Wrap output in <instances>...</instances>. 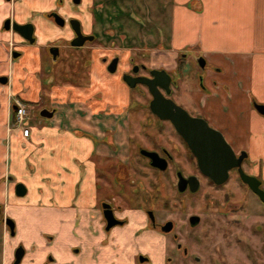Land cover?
<instances>
[{
	"label": "crops",
	"instance_id": "obj_1",
	"mask_svg": "<svg viewBox=\"0 0 264 264\" xmlns=\"http://www.w3.org/2000/svg\"><path fill=\"white\" fill-rule=\"evenodd\" d=\"M64 1L57 7V0H0V74L10 76V86L0 88L3 105L8 94L18 93L29 102L39 100L41 48L73 36L68 26L60 29L45 16L58 10L64 17L79 20L82 33L93 37L87 42L91 45L114 47V41L123 37L130 49H154L157 59L202 56L211 71L206 92L195 94L202 102L201 111L223 130L237 151L247 154L250 171L264 186V117L252 105H264V0H81L77 7ZM7 19L35 27L36 44L22 47L23 56L16 63L10 62L8 48L21 39L3 29ZM97 72L92 69L95 79ZM63 88L51 76L47 78L43 93L53 116L45 124L28 125L31 119L25 120L23 126L30 127L28 136L20 129L14 132L9 146L0 147V163L8 160L4 171L8 168L17 180L31 183V205L41 201L50 211L70 210L62 218L66 231L55 242L63 251L61 263L104 264L106 260L92 258L88 215L96 193L94 157L108 149L98 144L100 132L82 119ZM76 211L81 225L74 226ZM58 229L51 226L47 230L55 234ZM76 245L81 252L73 256L70 248Z\"/></svg>",
	"mask_w": 264,
	"mask_h": 264
},
{
	"label": "flooded vegetation",
	"instance_id": "obj_2",
	"mask_svg": "<svg viewBox=\"0 0 264 264\" xmlns=\"http://www.w3.org/2000/svg\"><path fill=\"white\" fill-rule=\"evenodd\" d=\"M73 1V5H77ZM57 2V7H61L63 0H57ZM54 14L63 20V25L55 22L58 17L55 18ZM45 16L52 19L60 29L68 26L73 36L69 40L59 39L56 43L41 48L40 61L42 68L39 70V80L42 82V94L38 101H25L18 93L14 96L8 94L5 105L0 100V147L2 148L9 146V137L17 130L20 129L22 132L24 128H27L29 134L30 127L23 126V122L30 119L36 108L39 110V115L42 110L46 109L52 112L53 116V109L45 103L43 93L45 91V81L50 76L53 81L57 76L65 80L66 48L79 50L88 42L80 47L70 45V41L75 38V33L70 26V20H77L74 17H64L58 10L46 13ZM7 20L10 21V24L16 23L10 19ZM6 21L3 23L4 30H6ZM26 24L31 23L27 22L19 25ZM31 25V41L24 39L22 34L16 33L11 28L6 30L18 35L21 39L9 45L8 55L11 63L18 62L23 56L22 47L36 44L35 27L33 24ZM28 32L27 30L22 31L23 35ZM82 35L84 34L82 33ZM84 36L89 37L88 35ZM47 55L50 56L51 62H46ZM182 56L184 57V55ZM114 58L108 61L106 70ZM105 61L106 58L103 57L102 62ZM118 64L119 59L117 60L115 72L110 74L116 73ZM150 70L152 69L142 63L131 64L129 72L121 75V81L126 85L122 80L124 74L131 77L151 78ZM198 70L199 73L196 78L198 87L201 91L206 92V73L211 71V67L208 68L205 62L204 69L201 70L198 67ZM167 73L171 77L170 92L166 94L163 89H159L162 95L182 107L190 117L203 119L211 129L218 132L225 139L238 155L241 150L237 151L223 130L212 123L203 112L185 109L183 105L176 102L172 96V90L175 88L176 82L173 75ZM3 80L5 81L3 82ZM7 86H10V76L0 74V88ZM139 87H144L148 92L147 87L139 83L135 84L133 88H128L137 89ZM18 105H23L26 109V115L21 123L18 122L16 116ZM149 113L154 118L156 125L151 127L152 130L150 131L142 130L149 129L146 127L139 129L140 133L149 137L150 145L136 142L134 145L137 155L135 160L121 161L111 157L113 154L96 156V193L92 210L88 215V224L93 237L92 258L106 260L104 264H201L204 256L192 252V242L199 240L195 238L194 230L201 224L202 217L198 214L189 213L184 217V220L178 221L172 215L163 217L159 213V209L164 212L175 210L184 213L185 198L194 196L203 186L210 188L222 187L231 177H235L248 192L257 199L258 197L241 182L237 168L228 171V177L222 184H215L199 170L197 158L191 152L188 142L177 132L171 122L159 119L150 110ZM44 119L48 120L50 118ZM197 140H200V138ZM143 151L154 153L153 161L144 156ZM138 162H142L148 170L156 175L158 181L155 185L149 181L147 183L148 188L146 182L141 179V174L139 175L135 170L133 173L130 172L129 168L133 167L135 169ZM152 162H155L157 166H152ZM183 164L190 165L192 167L191 172H186ZM3 165L8 167V160L4 164L0 163V264H64L60 261L63 257L61 246L55 245V242L59 237H63L66 231L62 227L65 225L62 223V218L70 215V210L67 211L65 207H58L56 211H50L47 205L41 201L31 205L29 201L32 195L29 186L17 180L14 175L7 171L8 168H5L4 171ZM102 167L106 169L103 170ZM241 168L247 175L258 179L250 171L248 157L242 161ZM166 178L169 179L168 182ZM169 184L171 189L174 190V196L172 197H168L163 191ZM261 188L264 190L262 184ZM171 201L173 202L172 205ZM260 203L264 206L261 201ZM73 220L74 226L81 225V217L77 211L73 214ZM51 226L59 227V231L55 234L49 233L47 229ZM69 231L72 235L77 236L71 229ZM182 232L188 237V243L182 238ZM80 252L79 245L70 248V253L73 256L80 254ZM222 262L225 264L224 259Z\"/></svg>",
	"mask_w": 264,
	"mask_h": 264
},
{
	"label": "rangeland",
	"instance_id": "obj_3",
	"mask_svg": "<svg viewBox=\"0 0 264 264\" xmlns=\"http://www.w3.org/2000/svg\"><path fill=\"white\" fill-rule=\"evenodd\" d=\"M69 3L74 6L72 0ZM95 43H87L82 50L66 48L65 80L57 76L55 82L67 89L72 107L82 113V119L88 120L87 123L100 132L98 144L108 149L101 154H113L111 157L115 159L131 161L137 156L134 148L136 142L150 145L149 137L140 133L139 129L146 127L149 129L142 130L150 131L156 125L148 109L151 97L144 87L129 89L121 81V75L129 72L131 64L142 63L150 69H164L172 74L176 82L172 96L176 102L185 109L202 112V102L200 98H195V94L203 93L196 80L199 73L196 54H186V57L178 55L176 59L164 55L165 58L157 59L154 49H130L123 37L114 41V47ZM103 57L106 58L105 62H102ZM114 57L119 59V64L116 73L110 74L106 65ZM46 60L51 62L49 55ZM96 62L98 65L94 66ZM92 69H97V79ZM206 74L207 78L208 72ZM44 97L47 99V95L44 94ZM91 111L94 112L93 117L86 119L85 116ZM30 119L28 125L38 121L45 124L48 121L40 117L38 108L32 112ZM183 166L186 172H191L190 165ZM129 169L131 173L135 170L141 174L147 186L149 181L153 185L158 181L156 175L142 162L136 163L135 169ZM163 191L168 197L174 196L170 184ZM183 206L184 213L175 210L164 212L162 209H159V213L163 217L172 215L178 221L184 220L189 213L202 217L201 224L194 230V236L199 240L192 242V252L204 256L201 264H223V259L225 264H264V206L235 177L219 188L203 186L197 194L185 198ZM182 238L186 243L189 242L183 232Z\"/></svg>",
	"mask_w": 264,
	"mask_h": 264
},
{
	"label": "water",
	"instance_id": "obj_4",
	"mask_svg": "<svg viewBox=\"0 0 264 264\" xmlns=\"http://www.w3.org/2000/svg\"><path fill=\"white\" fill-rule=\"evenodd\" d=\"M9 1V0H6ZM74 3H79V0H74ZM54 17L58 16L54 14ZM59 18V17H58ZM55 22L63 25V20L59 18ZM6 30L15 31L22 34L23 38L31 41L32 25H19L17 23L10 24L7 20L5 23ZM70 26L75 33V38L70 41L73 47H80L87 41H92V36H84L80 30V24L77 20H70ZM29 31L23 35L22 31ZM118 58H114L107 66L109 73L116 70ZM198 67L203 70L205 60L202 56L196 58ZM151 78L146 77H131L124 74L122 80L130 88L135 84H143L147 87L151 95L149 102V110L156 115L159 119L168 120L175 127L177 132L188 142L189 148L193 155L197 158L199 170L209 177L215 184H222L228 177V171L232 168H237L239 178L264 204V190L261 188V181L254 176L247 175L241 168L242 161L247 157L244 151L238 155L233 151L225 139L218 134L215 130L211 129L207 123L200 118H192L180 106L176 105L172 100L166 99L159 89H163L166 94H169V85L171 77L164 69L150 70ZM5 80H3L4 82ZM253 108L264 117V105L253 102ZM40 116L44 118H51L52 112L42 110ZM200 138V140H197ZM197 141V143H196ZM142 154L152 161L154 153L143 151ZM152 166H157L155 162L151 163Z\"/></svg>",
	"mask_w": 264,
	"mask_h": 264
},
{
	"label": "built area",
	"instance_id": "obj_5",
	"mask_svg": "<svg viewBox=\"0 0 264 264\" xmlns=\"http://www.w3.org/2000/svg\"><path fill=\"white\" fill-rule=\"evenodd\" d=\"M26 115V109L23 105H18L16 109V116L18 117V122L21 123ZM22 135L26 137L28 135V129L24 128L22 130Z\"/></svg>",
	"mask_w": 264,
	"mask_h": 264
}]
</instances>
